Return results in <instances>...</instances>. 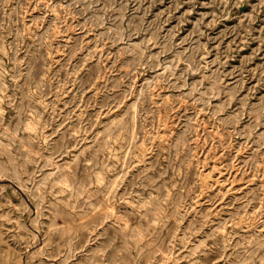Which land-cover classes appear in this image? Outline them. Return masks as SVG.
<instances>
[{
  "label": "rangeland",
  "instance_id": "rangeland-1",
  "mask_svg": "<svg viewBox=\"0 0 264 264\" xmlns=\"http://www.w3.org/2000/svg\"><path fill=\"white\" fill-rule=\"evenodd\" d=\"M198 263L264 264V0H0V264Z\"/></svg>",
  "mask_w": 264,
  "mask_h": 264
},
{
  "label": "bare ground",
  "instance_id": "bare-ground-1",
  "mask_svg": "<svg viewBox=\"0 0 264 264\" xmlns=\"http://www.w3.org/2000/svg\"><path fill=\"white\" fill-rule=\"evenodd\" d=\"M44 1V0H43ZM48 2V1H47ZM61 5H63V4H61ZM64 6V5H63ZM35 9V8H34ZM243 9V8H242ZM238 10H239V8H238ZM66 21V20H65ZM187 24V23H186ZM72 25V24H71ZM183 32V31H182ZM64 51V50H63ZM244 51V50H243ZM246 51V50H245ZM244 51V52H245ZM138 58V56H136V57H133V59L135 60V59H137ZM57 62V61H56ZM27 63H28V69H27V71H28V74L26 75L27 77H30V76H34V78H35V80H37L38 81V83L40 84L42 81H43V77H42V75H43V71H39L38 70V72H33V73H30V71H31V65H30V62H29V57H28V55H27ZM97 63H94L93 65H91L90 66V72L91 73H93V72H95V71H97V69H95V65H96ZM42 68H43V66H41ZM161 68V67H160ZM129 69V68H128ZM138 77V76H137ZM136 77V78H137ZM97 81V80H96ZM95 81V82H96ZM259 92V91H258ZM50 96V95H49ZM128 97V96H127ZM47 98V97H46ZM213 99V98H212ZM128 100V99H127ZM126 101V100H125ZM124 102V101H123ZM128 102V101H127ZM221 114V113H220ZM199 118V117H198ZM215 120V119H214ZM215 122V121H214ZM95 128V127H94ZM195 129V128H194ZM92 130V129H91ZM161 130V129H160ZM87 134V133H86ZM162 134V133H161ZM49 139V138H48ZM149 147V146H148ZM41 158V157H40ZM61 159V158H60ZM47 161V160H46ZM206 162V161H205ZM137 164V163H136ZM262 166H263V164H262ZM75 173H73V174H69V173H66V172H61L60 173V176L62 177V178H65V179H67L68 177H71V175H74ZM127 176V175H126ZM263 178V177H262ZM125 181V180H124ZM240 183V182H239ZM82 184L81 183H79V184H77V185H75V191L77 192H81L82 191ZM201 198V197H200ZM65 200V199H64ZM225 202V201H224ZM117 203V202H116ZM5 204V203H4ZM3 206H5V205H3ZM8 207V206H7ZM192 209V208H191ZM113 212V211H112ZM117 213V212H116ZM118 217V216H117ZM122 217V216H121ZM123 218V217H122ZM59 220V219H58ZM76 222V221H75ZM125 222V221H124ZM127 223V222H126ZM46 235V234H45ZM26 262V261H25ZM199 264V263H198Z\"/></svg>",
  "mask_w": 264,
  "mask_h": 264
}]
</instances>
